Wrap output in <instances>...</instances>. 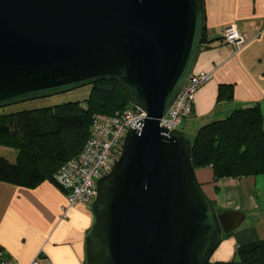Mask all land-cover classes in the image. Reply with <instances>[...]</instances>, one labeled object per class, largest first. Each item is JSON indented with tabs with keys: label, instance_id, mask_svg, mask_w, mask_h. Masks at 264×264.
I'll return each instance as SVG.
<instances>
[{
	"label": "water",
	"instance_id": "obj_1",
	"mask_svg": "<svg viewBox=\"0 0 264 264\" xmlns=\"http://www.w3.org/2000/svg\"><path fill=\"white\" fill-rule=\"evenodd\" d=\"M205 18L204 0H0V110L113 80L147 115L97 181L86 264H210L243 222L204 192L191 137L160 126Z\"/></svg>",
	"mask_w": 264,
	"mask_h": 264
},
{
	"label": "crops",
	"instance_id": "obj_2",
	"mask_svg": "<svg viewBox=\"0 0 264 264\" xmlns=\"http://www.w3.org/2000/svg\"><path fill=\"white\" fill-rule=\"evenodd\" d=\"M204 5L205 37L193 74L213 78L196 92L181 129L193 139L201 127L254 106L260 107L264 128V0H204ZM229 27L244 38L242 47L224 41ZM221 85L232 87L231 99L219 98ZM6 148L15 151V160L9 161L16 163L18 151ZM195 172L219 212L244 217L224 237L211 263L231 262L240 247L264 241V174L216 181L211 167ZM66 207V194L49 180L35 187L0 181V253L13 264H31L37 256L40 264H86L91 206Z\"/></svg>",
	"mask_w": 264,
	"mask_h": 264
},
{
	"label": "trees",
	"instance_id": "obj_3",
	"mask_svg": "<svg viewBox=\"0 0 264 264\" xmlns=\"http://www.w3.org/2000/svg\"><path fill=\"white\" fill-rule=\"evenodd\" d=\"M232 97V87L221 85L219 98ZM130 107L122 86L105 80L91 86L84 102L10 114L1 109L0 145L15 149L19 155L16 163L0 157V181L35 187L49 180L65 193L55 176L66 161L83 151L93 117L112 116ZM192 163L194 169L211 167L216 181L264 174L260 107L235 110L226 119L201 127L192 139ZM210 264H264V241L240 247L231 262Z\"/></svg>",
	"mask_w": 264,
	"mask_h": 264
},
{
	"label": "built area",
	"instance_id": "obj_4",
	"mask_svg": "<svg viewBox=\"0 0 264 264\" xmlns=\"http://www.w3.org/2000/svg\"><path fill=\"white\" fill-rule=\"evenodd\" d=\"M223 38L227 44L240 47L246 43L235 27L227 28ZM212 78L211 73L192 74L160 126L170 132L181 129L183 122L192 114L196 92ZM146 116L143 111L133 107L112 116L93 117L91 134L83 151L66 161L55 176L66 194L65 211L78 205L92 206L97 196V181L113 171L124 150L128 131L131 128L141 130L136 123ZM0 264L13 263L0 253ZM31 264H40V256Z\"/></svg>",
	"mask_w": 264,
	"mask_h": 264
},
{
	"label": "rangeland",
	"instance_id": "obj_5",
	"mask_svg": "<svg viewBox=\"0 0 264 264\" xmlns=\"http://www.w3.org/2000/svg\"><path fill=\"white\" fill-rule=\"evenodd\" d=\"M91 94V86L83 87L65 94L57 95L54 97L30 101L14 106L2 109L5 114L19 112L23 110H33L37 108L52 107L61 104L73 103V102H84L89 98ZM130 108H133L132 106ZM106 115V114H103ZM0 157L6 158L10 161H14L16 153L13 150L0 145Z\"/></svg>",
	"mask_w": 264,
	"mask_h": 264
}]
</instances>
